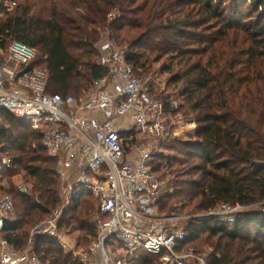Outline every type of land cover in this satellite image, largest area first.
<instances>
[{"label":"trees","instance_id":"16d2710c","mask_svg":"<svg viewBox=\"0 0 264 264\" xmlns=\"http://www.w3.org/2000/svg\"><path fill=\"white\" fill-rule=\"evenodd\" d=\"M105 33L139 75L168 74L175 89L164 100L179 101L197 124L192 139L174 138L164 144L174 154L157 158L156 168L173 175L161 211L247 206L231 223L191 219L186 243L200 249L195 241L207 234L210 264H264V0H19L0 18V50L15 40L29 44L34 65L49 74L48 92L83 98L108 74L98 63ZM1 116L0 154L15 162L0 183V194L14 200L3 235L23 249L31 227L60 204L58 158L29 121L6 110ZM20 181L31 184V194ZM97 207L94 196L77 193L61 230L87 246L96 237ZM35 245L46 264H83L57 238L37 236ZM154 261L145 253L132 264Z\"/></svg>","mask_w":264,"mask_h":264},{"label":"built area","instance_id":"2783aa9c","mask_svg":"<svg viewBox=\"0 0 264 264\" xmlns=\"http://www.w3.org/2000/svg\"><path fill=\"white\" fill-rule=\"evenodd\" d=\"M18 4L19 0H0V18ZM114 16L109 14L111 20ZM107 35L99 46L98 63L108 74L83 98L48 92L49 74L34 65L37 52L23 41H13L8 63L0 64V122L3 110L29 121L42 133L48 153L58 158L61 177L59 206L31 227L23 249L3 235L14 200L9 193L0 194V264H46L35 245L37 236L57 238L83 264H132L145 253L155 257L154 264H210L212 250L189 247L181 216L160 209L162 198L173 188L167 168H156L157 158L166 153L167 141L189 134L195 122L184 118L178 101L156 95V79L139 75L127 63L126 49ZM140 134L151 139L139 143ZM14 167L11 156L0 154V180ZM17 185L32 193L30 184ZM79 192L98 200L92 217L96 237L87 247L66 240L60 228L64 211ZM246 208L225 203L190 218L231 223Z\"/></svg>","mask_w":264,"mask_h":264},{"label":"rangeland","instance_id":"374dc122","mask_svg":"<svg viewBox=\"0 0 264 264\" xmlns=\"http://www.w3.org/2000/svg\"><path fill=\"white\" fill-rule=\"evenodd\" d=\"M3 62H7L8 63V51H5V50L0 51V64L3 63ZM160 66L161 65H156V67H160ZM141 76L145 77V75H141ZM154 77L156 79L154 81L155 87L157 88L156 95L161 96L162 98H164L163 95H167V93H172L174 91V89H175L174 86H171L169 88L167 87L168 74L159 72L157 74H154ZM181 114L183 115L182 112H181ZM184 118L186 120H190V119H187L185 116H184ZM189 122L194 123L195 121L194 120H190ZM196 126H197L196 122L194 123V125L189 126V128H188L189 134L187 133V135H183L182 138L183 139H188V138L192 139L193 138L192 136L194 134ZM146 139H151V138L150 137L148 138V136L146 134H140L139 136H137V141L139 143L144 141V140H146ZM170 141H172V140L167 141L166 144L169 143ZM163 151L166 152L165 154H172L173 153V151H171L169 149L166 150L165 148H163ZM161 172H164V169H162ZM5 175H6V173L4 174V176ZM165 175L167 176V178L169 180H171V178H173V175H171V173L167 172V173H165ZM5 185L7 186L6 183H5ZM187 207L188 206H185V208H186L185 209V208L181 207V205H180V207L177 209L178 213L175 214V215L181 216V218L179 220V223L183 227L186 226V224L192 219V218H190V216L198 215V214H202L203 213V212H201V213H199V212L189 213V212H187V209H188ZM162 212L165 213L163 210H162ZM62 232L65 235L64 237L69 242H77L78 245H80L81 247H87L89 245L88 244L86 246L85 243H82V245L79 243V241L77 240V234L78 233L69 234V233H67V232H65L63 230H62ZM212 242H213V239H210V237L207 234H205L200 239L196 240L195 244L198 245L199 248L206 249V250H213ZM154 263H155V261H154Z\"/></svg>","mask_w":264,"mask_h":264},{"label":"crops","instance_id":"0c3cea01","mask_svg":"<svg viewBox=\"0 0 264 264\" xmlns=\"http://www.w3.org/2000/svg\"><path fill=\"white\" fill-rule=\"evenodd\" d=\"M86 114H90L89 112H85ZM6 172H4L3 173V177H4V174H5ZM3 177H2V179L0 180V183H1V181L3 180ZM75 177V176H74ZM24 182V181H23ZM27 183V182H26ZM28 184H30V183H28ZM3 185H5V183H3ZM31 185V184H30ZM14 210V209H13ZM13 213V212H12ZM12 213H11V215H12ZM11 215H10V217H11ZM66 239V238H65ZM67 240V239H66ZM77 243V242H76Z\"/></svg>","mask_w":264,"mask_h":264}]
</instances>
